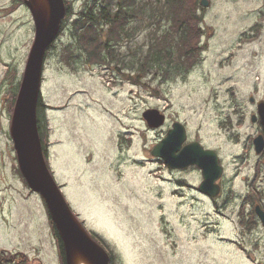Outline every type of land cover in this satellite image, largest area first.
<instances>
[{
    "label": "rangeland",
    "instance_id": "obj_1",
    "mask_svg": "<svg viewBox=\"0 0 264 264\" xmlns=\"http://www.w3.org/2000/svg\"><path fill=\"white\" fill-rule=\"evenodd\" d=\"M11 2L0 0V79L9 64L20 80L34 24L24 3L6 11ZM81 3L74 0L75 10ZM148 12L145 7L144 19ZM143 18L133 21L140 29L129 43L130 61L135 48H147V31L155 25L141 28ZM254 23L262 28L259 36L242 39ZM203 24L213 33L202 38L201 60L185 77L162 83L154 69L141 77L146 85L112 74V67L72 69L61 56L68 29L47 50L41 88L50 130L47 163L71 209L111 247L115 264H254L226 242L228 221L212 215L211 198L196 188L200 170L170 169L150 154L174 120L185 124L188 140L219 151L226 173L242 152L219 119L233 101L242 112L251 109L248 96H264V0H209ZM8 88L0 89V249L60 264L43 200L15 171ZM148 108L165 114L161 127L147 126L142 112Z\"/></svg>",
    "mask_w": 264,
    "mask_h": 264
},
{
    "label": "trees",
    "instance_id": "obj_2",
    "mask_svg": "<svg viewBox=\"0 0 264 264\" xmlns=\"http://www.w3.org/2000/svg\"><path fill=\"white\" fill-rule=\"evenodd\" d=\"M64 1L66 14L61 21L58 33L60 35L64 29H68L70 36L69 41L61 48L64 63L74 70L81 64L112 67V74L118 72L127 80L132 75L129 69L134 68L136 73L133 84L146 85L141 81V77L146 76L152 69L159 75L158 83L178 76L185 77L201 60V53L206 49L207 41L202 43V38L205 36L208 38L213 33L212 26L203 24L204 7L201 6L200 0H82L77 10L74 8V0ZM23 3L24 0H12L11 7L5 10L9 11ZM145 7L149 9L147 19L143 18ZM138 18L144 20L141 22V28L146 27V22L155 25L147 31L145 42L147 48L143 49L141 45L135 48L134 61H130L127 59L132 55L129 43L135 37L136 30L140 29L138 25H133V21ZM250 30L252 32H245L242 39H256L262 28L258 23H254ZM53 46L54 42L47 50ZM123 47L126 48L125 51L121 50ZM113 82L116 83L115 80ZM4 83L9 85L6 90L8 93L6 105L11 117L20 80L16 77L15 69L9 64H6V69L0 79V89ZM45 108L46 104L39 95L36 107L37 127L47 162L50 130ZM15 171L28 187L18 167H15ZM45 208L50 232L57 244L60 264H65L62 241L48 214L46 205ZM88 232L108 252L110 263L115 264L116 255L104 238L94 231L88 230ZM0 264L41 263L36 262L24 251L1 248Z\"/></svg>",
    "mask_w": 264,
    "mask_h": 264
},
{
    "label": "water",
    "instance_id": "obj_3",
    "mask_svg": "<svg viewBox=\"0 0 264 264\" xmlns=\"http://www.w3.org/2000/svg\"><path fill=\"white\" fill-rule=\"evenodd\" d=\"M34 24V38L30 46L10 120L9 133L16 154L17 167L30 190L39 193L48 214L58 231L63 246L65 264L84 261L88 264H111L104 247L90 235L84 224L69 206L42 150L37 127L36 107L41 94L44 56L47 48L59 33L66 14L64 0H24ZM207 7L209 0H200ZM260 117L264 127V100L259 102ZM142 117L150 128L165 122V114L157 108H148ZM259 138L254 139L258 150ZM187 141L186 126L175 120L165 136L150 149L151 155L161 158L171 168L195 165L201 170L199 190L216 196L220 186L217 179L222 166L215 150L205 148L197 140ZM262 217V216H261ZM264 222V216L262 217Z\"/></svg>",
    "mask_w": 264,
    "mask_h": 264
},
{
    "label": "flooded vegetation",
    "instance_id": "obj_4",
    "mask_svg": "<svg viewBox=\"0 0 264 264\" xmlns=\"http://www.w3.org/2000/svg\"><path fill=\"white\" fill-rule=\"evenodd\" d=\"M262 100L264 96H248L251 109L242 112L240 103L233 101L237 104H233L231 110L223 114L224 118L219 119V125L226 130L229 140L233 144H241L242 152L236 156L234 169L226 173L219 151L213 146L208 147L217 152L222 166V175L217 180L219 193L211 196L212 215H222L228 221L226 242L232 250L254 264H264V127L259 108ZM235 114L238 116L234 121L232 115ZM245 124L248 132L243 130ZM256 137L260 141L258 150L254 143ZM185 185L190 187L188 183ZM196 188L198 190V185Z\"/></svg>",
    "mask_w": 264,
    "mask_h": 264
},
{
    "label": "bare ground",
    "instance_id": "obj_5",
    "mask_svg": "<svg viewBox=\"0 0 264 264\" xmlns=\"http://www.w3.org/2000/svg\"><path fill=\"white\" fill-rule=\"evenodd\" d=\"M131 77H132V79L130 80V82H132L135 79V75H133V73H132ZM76 264H88V263L78 260V261H76Z\"/></svg>",
    "mask_w": 264,
    "mask_h": 264
}]
</instances>
